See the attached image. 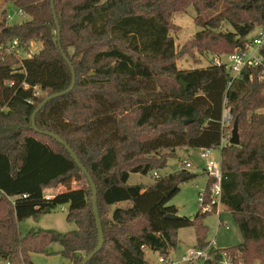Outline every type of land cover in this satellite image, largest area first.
<instances>
[{
    "label": "trees",
    "instance_id": "trees-1",
    "mask_svg": "<svg viewBox=\"0 0 264 264\" xmlns=\"http://www.w3.org/2000/svg\"><path fill=\"white\" fill-rule=\"evenodd\" d=\"M2 1L28 19L7 23L3 9L0 45L17 38L25 50L30 41L41 47L21 60L0 49V260L32 264L33 252L59 243L61 255L80 264L98 240L90 184L64 146L31 125L35 107L46 96L68 89L72 78L56 43L51 2ZM102 2L54 0L61 46L74 68L75 83L35 116L36 127L59 135L95 183L104 242L86 264H147L145 249L168 255L182 227L194 229V247L209 244L203 222L208 212L166 217L177 214L168 202L196 173L174 171L148 186L128 183L130 173L163 169L181 147L220 148L221 204L242 236L239 244L211 247L210 260L203 264H219L223 252L233 264L264 261V80H258L257 70H246L228 86L223 66L178 69L169 22L172 14L192 6L200 30L188 42L189 51L230 53L243 47L257 26H264V0ZM67 8L81 10L82 17L67 18ZM66 22L85 26L73 45L64 38ZM223 25L232 29L222 31ZM225 108L232 124L237 120L238 145L221 143ZM71 180L82 184L71 188ZM58 184L66 189L44 195V189ZM62 205L75 230L20 232L21 221Z\"/></svg>",
    "mask_w": 264,
    "mask_h": 264
},
{
    "label": "rangeland",
    "instance_id": "rangeland-1",
    "mask_svg": "<svg viewBox=\"0 0 264 264\" xmlns=\"http://www.w3.org/2000/svg\"><path fill=\"white\" fill-rule=\"evenodd\" d=\"M106 2L103 0L102 3ZM106 2L105 4H107ZM6 8L7 14L12 18L10 23L21 22L26 17H19L16 14V8L11 2L0 1V20L2 18L1 12ZM81 10L67 8L65 16L67 18L78 19L82 17L80 14ZM78 12V13H77ZM80 12V13H79ZM86 12L82 11V14ZM196 13L192 6H189L185 12H178L172 14L169 19L170 22V34L174 41L175 48V65L178 69H191L205 67L209 63H212V57L217 55L223 57L229 52H210V51H197L195 48L192 51L187 47L188 42L192 40L194 34L200 30V26L197 25L195 20ZM76 23V22H74ZM64 27V38L66 42L70 45H73L78 40L79 35L85 30V26L82 28H77L73 23L66 22ZM230 25H223L222 31L231 30ZM256 32V29L251 31L248 35V38L252 37ZM41 47L40 42L30 41L28 43L26 50H21V57H27L36 53ZM264 112V108H262ZM181 147L175 150L174 156H171L167 160V164L163 169L155 170L159 176H164L167 173L175 170V165L182 159L187 158L192 167L191 171L197 173V176L184 182L179 185V190L171 197L168 204L174 205L177 210V215L191 217L198 211L197 204V189L195 185L197 184L199 189L204 188L206 175L203 172V166L205 161L199 156V148H187ZM220 148L212 149V156L219 160L220 157ZM166 150H164L165 152ZM155 178L152 176V172L147 174L141 173H130L128 178L129 184H143L145 186L150 185L154 182ZM82 184L80 181L71 180L70 187L77 188L78 185ZM64 185L58 184L55 191L61 192L65 190ZM57 192V193H58ZM125 205V204H120ZM65 209H62L61 206H57L55 209L51 210L48 213L40 214L37 219L28 218L20 222L19 230L22 234H25L30 228L34 229H44V230H54L57 232L65 233L76 229V224L73 221L67 220V206L63 205ZM114 206L109 210H113ZM218 208L221 209V221L224 224H219V217L215 212V209L208 211V215L203 219V222L208 227L206 234V240L211 241L212 245L217 248L230 247L232 245L238 244L241 241V235L239 228L235 221L232 218L230 211L220 205ZM228 226V229L225 226ZM195 234L192 227H182L176 231V245L171 249L168 255L172 257H179L182 252L189 249L192 246H195ZM61 246L59 243H51L47 246L46 252H33L31 254L32 264H71L70 261L64 258L61 253ZM147 264H158V252L147 250L145 253ZM256 261H258L256 263ZM203 264V263H200ZM252 264H264V261L255 260Z\"/></svg>",
    "mask_w": 264,
    "mask_h": 264
},
{
    "label": "built area",
    "instance_id": "built-area-1",
    "mask_svg": "<svg viewBox=\"0 0 264 264\" xmlns=\"http://www.w3.org/2000/svg\"><path fill=\"white\" fill-rule=\"evenodd\" d=\"M16 14L19 17H23V11L21 9L16 10ZM12 17L6 14V22L10 23ZM255 34L248 38L245 45L241 48H236L232 52L226 54L223 57L214 55L212 57V63L218 66H223L224 70L228 74L227 85L230 86L235 80L241 78L244 75V71L257 70L258 80H264V26H257ZM0 49L7 54H14L19 60L26 58L21 57L20 51L25 50L23 47H20L17 38H14L5 46L0 45ZM29 56V55H28ZM27 56V57H28ZM253 77L252 73L249 72V78ZM26 87V85H24ZM39 90L37 87H34V95H39ZM2 110V108H1ZM221 125L224 128V136L221 143L224 144L226 141L229 142L231 137V128H232V116L229 113V110L225 108L223 110V115L221 117ZM212 149L209 147L199 148V156L205 161L203 172L206 175V181L204 188L198 187L197 189V204L198 209L201 212L211 211L213 208L217 214H220L221 196H222V180L223 173L221 169V159L216 160L212 156ZM192 164L186 158L179 161L176 166V170H189ZM154 178L159 177L157 171L152 172ZM208 184V185H207ZM25 197V195H22ZM62 209L65 207L62 205ZM221 220L218 221L220 223ZM210 243L203 247H190L181 253L177 257H172L170 255H159L158 254V264H197L205 263L210 260L209 250L211 249ZM9 264V263H7ZM219 264H233L230 257L223 252L222 259L219 261Z\"/></svg>",
    "mask_w": 264,
    "mask_h": 264
},
{
    "label": "water",
    "instance_id": "water-1",
    "mask_svg": "<svg viewBox=\"0 0 264 264\" xmlns=\"http://www.w3.org/2000/svg\"><path fill=\"white\" fill-rule=\"evenodd\" d=\"M50 2H51V9H52V12H53V19H54V23H55V27H56V29H55L56 43H57L58 49H59L63 59L68 64V66H69V68L71 70L72 78H71V84H70L68 89L46 96L35 107V109L33 110L32 114H31V125H32L33 129L36 132H42L45 135H48V136L54 138L56 141H58L60 144H62L64 146V148L66 149V151L71 156V158L73 159L74 163L81 170V172L86 176V178H87V180H88V182L90 184L91 192H92V211H93V214H94V217H95V224H96V229H97L98 240H97V244H96L95 248L82 257V260H81L80 264H86L94 256V254L97 253L101 249V247L103 245V242H104L101 222H100V218H99V214H98V208H97V203H96L97 202V189H96L95 183H94L92 177L90 176V174L88 173L87 169L80 162L79 158L77 157V155L73 151V149L59 135H57V134H55L53 132H49V131H41L35 125V116L39 112V110L49 100H51L52 98H56V97H58V96H60V95H62L64 93L70 91L73 88L74 83H75V71H74V68H73L72 63L70 62L69 58L67 57V55L65 54V52H64V50L62 49V46H61V42H60V39H61L60 25H59L57 16L55 14L54 0H50ZM47 26H49V25H47ZM89 75H93V74L89 73ZM180 84L184 88H186V84L183 81L180 80ZM188 122H189V120L185 121V123H188ZM239 142H240V138H239V132H238V124H237V120H234L233 124H232L231 137L229 138V143L230 144H234V145H238ZM173 190H174V188L169 190V191H167L166 194L167 195L171 194L173 192ZM166 217L167 218H178V217H181V216H179L177 214H167Z\"/></svg>",
    "mask_w": 264,
    "mask_h": 264
},
{
    "label": "crops",
    "instance_id": "crops-1",
    "mask_svg": "<svg viewBox=\"0 0 264 264\" xmlns=\"http://www.w3.org/2000/svg\"><path fill=\"white\" fill-rule=\"evenodd\" d=\"M183 148H185L186 149V152H188V149H187V147H183ZM217 148H219V147H217ZM220 150V149H219ZM220 157H221V153H220ZM220 157H219V159H220ZM182 159H184V158H182ZM181 159V160H182ZM187 159V158H186ZM180 160V161H181ZM179 163V162H178ZM177 163V164H178ZM177 164L175 165V170L174 171H177L176 170V166H177ZM192 167V166H191ZM203 168H204V166H203ZM174 171H171V172H174ZM189 171H191L190 169H189ZM171 172H169V173H171ZM193 172V171H192ZM195 173V172H194ZM168 174V173H167ZM197 174V173H196ZM54 190H56V188H46V189H44V191H43V193H44V195L46 196V197H52L54 194H56L58 191H55L54 192ZM120 204H125V203H120ZM222 206L224 207V208H226L223 204H222ZM227 209V208H226ZM221 210V209H220ZM228 210V209H227ZM229 211V210H228ZM218 215V217H219V220L221 219V211H220V214H217ZM28 219V218H27ZM219 224H224V222L223 221H221ZM19 225H20V223H19ZM225 228L226 229H228V226L226 225L225 226ZM31 229V228H30ZM240 235H241V233H240ZM242 237V236H241ZM209 243H210V245L212 246V247H214L213 245H212V242L211 241H208ZM242 242V238H241V241L240 242H238V244L239 243H241ZM193 247V246H192ZM214 248H217V247H214ZM148 249H145V253H146V251H147ZM145 259H146V257H145ZM258 261H256V263H257ZM0 264H6V262L5 261H1L0 260Z\"/></svg>",
    "mask_w": 264,
    "mask_h": 264
}]
</instances>
